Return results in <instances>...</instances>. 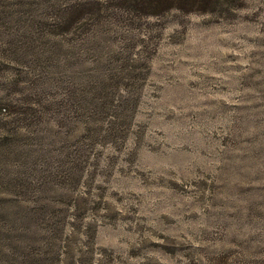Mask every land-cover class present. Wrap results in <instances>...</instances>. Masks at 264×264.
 Instances as JSON below:
<instances>
[{
    "label": "rangeland",
    "instance_id": "1",
    "mask_svg": "<svg viewBox=\"0 0 264 264\" xmlns=\"http://www.w3.org/2000/svg\"><path fill=\"white\" fill-rule=\"evenodd\" d=\"M0 264H264V0H0Z\"/></svg>",
    "mask_w": 264,
    "mask_h": 264
},
{
    "label": "trees",
    "instance_id": "2",
    "mask_svg": "<svg viewBox=\"0 0 264 264\" xmlns=\"http://www.w3.org/2000/svg\"><path fill=\"white\" fill-rule=\"evenodd\" d=\"M219 0H118L119 6L126 14H133L137 16H152L158 15L168 10L178 9L184 12L198 11L205 12L211 11ZM71 14L80 16L78 12ZM77 20V19H76Z\"/></svg>",
    "mask_w": 264,
    "mask_h": 264
}]
</instances>
